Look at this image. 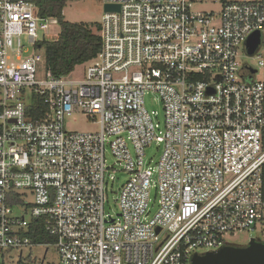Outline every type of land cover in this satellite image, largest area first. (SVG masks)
<instances>
[{
	"label": "built area",
	"instance_id": "obj_1",
	"mask_svg": "<svg viewBox=\"0 0 264 264\" xmlns=\"http://www.w3.org/2000/svg\"><path fill=\"white\" fill-rule=\"evenodd\" d=\"M43 1L0 0V263L51 246L59 264H191L238 233L264 244L261 36L256 68L238 61L264 0H102L118 10L89 27L101 45L81 77L26 57L58 25ZM74 115L98 129L68 131ZM36 219L52 243L31 238Z\"/></svg>",
	"mask_w": 264,
	"mask_h": 264
},
{
	"label": "rangeland",
	"instance_id": "obj_2",
	"mask_svg": "<svg viewBox=\"0 0 264 264\" xmlns=\"http://www.w3.org/2000/svg\"><path fill=\"white\" fill-rule=\"evenodd\" d=\"M103 2L102 0H79L68 2L67 5L63 9V17L66 22L73 23V24H84L88 27H94L100 22L101 15L103 13ZM60 32L59 25L50 26L43 32H39V37L44 36L46 41H55L58 39ZM23 43H26V40L23 39ZM264 52V25L261 30V46L259 48L258 54ZM31 53L36 55L42 56L44 54V47H40V49L36 50L35 52L33 49L28 46V54L26 57L30 56ZM238 61L242 65H247L252 68H256V60L248 56L245 49L240 48ZM87 67V64H82L73 70L71 73L74 77L80 76L84 74V71ZM144 106L148 112L156 111L159 117H162V105L158 99V97L154 94H148L144 98ZM66 129L68 131H77V132H94L98 129L97 126L87 122L84 117L81 115H74L71 118L67 119L65 122ZM145 157L147 160L152 159L154 164L157 162L159 158V151L155 150L154 146L151 148H147L145 150ZM108 163L113 164V159L107 157ZM122 179L115 181L112 186H110V182L108 183L107 187V203L105 204V210L109 211L111 214L117 213V205H116V196H117V189L120 185ZM155 179H152V185ZM155 189L151 188L150 196L153 198L155 196ZM156 204V202H155ZM156 206V205H155ZM151 209V214H153L156 210V207ZM251 237L250 234L245 233H238L234 236V240H229V246L234 247H245L247 246L248 242L247 239ZM261 241H264L263 238H260ZM26 251L24 250L23 256H26ZM32 253L35 257H37L38 261H42L44 264H59V257L56 250L51 246L40 247V248H33ZM197 254L203 255L205 254L203 250L198 251ZM10 258L5 260L6 264H17V260L19 258L18 251H12L9 253Z\"/></svg>",
	"mask_w": 264,
	"mask_h": 264
},
{
	"label": "trees",
	"instance_id": "obj_3",
	"mask_svg": "<svg viewBox=\"0 0 264 264\" xmlns=\"http://www.w3.org/2000/svg\"><path fill=\"white\" fill-rule=\"evenodd\" d=\"M79 0H47L39 2V16L57 19L60 27L58 39L44 41L46 69L55 77L69 75L75 67L85 64L94 58L100 49V38L92 34L88 26L66 22L62 11L68 2ZM40 113L35 114L39 116ZM264 195V174H263ZM29 235L35 242L52 243L43 230L40 219L32 220Z\"/></svg>",
	"mask_w": 264,
	"mask_h": 264
},
{
	"label": "water",
	"instance_id": "obj_4",
	"mask_svg": "<svg viewBox=\"0 0 264 264\" xmlns=\"http://www.w3.org/2000/svg\"><path fill=\"white\" fill-rule=\"evenodd\" d=\"M104 10H118V7L106 5ZM260 36V32H256L247 41L248 55L253 54ZM191 264H264V244L251 240L245 247L224 246L215 252L194 255Z\"/></svg>",
	"mask_w": 264,
	"mask_h": 264
},
{
	"label": "flooded vegetation",
	"instance_id": "obj_5",
	"mask_svg": "<svg viewBox=\"0 0 264 264\" xmlns=\"http://www.w3.org/2000/svg\"><path fill=\"white\" fill-rule=\"evenodd\" d=\"M35 264H44L43 261L35 262Z\"/></svg>",
	"mask_w": 264,
	"mask_h": 264
}]
</instances>
